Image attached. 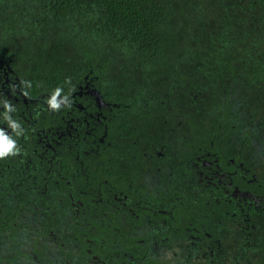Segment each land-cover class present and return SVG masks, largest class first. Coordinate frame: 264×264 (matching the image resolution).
<instances>
[{
    "label": "trees",
    "instance_id": "16d2710c",
    "mask_svg": "<svg viewBox=\"0 0 264 264\" xmlns=\"http://www.w3.org/2000/svg\"><path fill=\"white\" fill-rule=\"evenodd\" d=\"M0 55L23 68L37 94L92 84L121 118L108 123L109 142L130 130L135 146L150 142L158 124L195 105L215 143L242 131L244 147L264 146V0H0ZM43 189L0 170V264H61L48 261L54 249L65 254L50 226L67 216L73 230L96 226V217L66 214L61 191ZM98 231L86 233L96 240ZM119 257L114 264L128 262Z\"/></svg>",
    "mask_w": 264,
    "mask_h": 264
},
{
    "label": "flooded vegetation",
    "instance_id": "af4514ba",
    "mask_svg": "<svg viewBox=\"0 0 264 264\" xmlns=\"http://www.w3.org/2000/svg\"><path fill=\"white\" fill-rule=\"evenodd\" d=\"M22 71L0 55V133L16 146L0 157L2 177L61 191L66 214L97 218L77 231L68 216L62 227L50 226L65 254L54 249L48 261L114 264L121 253L125 264H264L263 145L244 147L242 131L215 143L200 128L195 105L158 124L150 142L135 146L131 130L109 142L108 123L121 118H112V104L97 88L86 82L37 94ZM113 162L115 170L107 166ZM92 175H99L95 183ZM87 199L104 204L86 208ZM97 226L92 240L86 230Z\"/></svg>",
    "mask_w": 264,
    "mask_h": 264
},
{
    "label": "clouds",
    "instance_id": "9594fccd",
    "mask_svg": "<svg viewBox=\"0 0 264 264\" xmlns=\"http://www.w3.org/2000/svg\"><path fill=\"white\" fill-rule=\"evenodd\" d=\"M16 146L8 137L0 133V156L13 154Z\"/></svg>",
    "mask_w": 264,
    "mask_h": 264
},
{
    "label": "water",
    "instance_id": "95a60500",
    "mask_svg": "<svg viewBox=\"0 0 264 264\" xmlns=\"http://www.w3.org/2000/svg\"><path fill=\"white\" fill-rule=\"evenodd\" d=\"M92 95H94L97 98V101L100 106H106L104 103L101 102V96L98 91L92 92Z\"/></svg>",
    "mask_w": 264,
    "mask_h": 264
}]
</instances>
